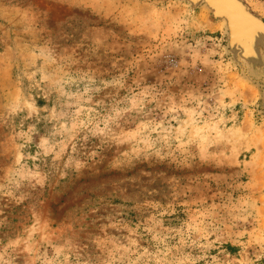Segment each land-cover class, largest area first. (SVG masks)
Returning a JSON list of instances; mask_svg holds the SVG:
<instances>
[{
  "label": "rangeland",
  "instance_id": "374dc122",
  "mask_svg": "<svg viewBox=\"0 0 264 264\" xmlns=\"http://www.w3.org/2000/svg\"><path fill=\"white\" fill-rule=\"evenodd\" d=\"M0 264H264V0H0Z\"/></svg>",
  "mask_w": 264,
  "mask_h": 264
}]
</instances>
